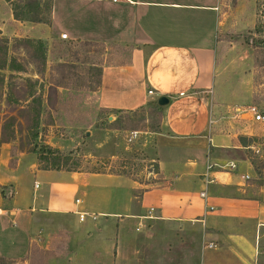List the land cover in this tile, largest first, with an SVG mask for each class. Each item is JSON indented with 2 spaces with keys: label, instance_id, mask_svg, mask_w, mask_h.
<instances>
[{
  "label": "crops",
  "instance_id": "obj_1",
  "mask_svg": "<svg viewBox=\"0 0 264 264\" xmlns=\"http://www.w3.org/2000/svg\"><path fill=\"white\" fill-rule=\"evenodd\" d=\"M78 1L88 7L73 15L69 9L60 13L53 0L50 24L12 19L20 32L14 36L46 40L66 33L72 40L128 49L127 60L101 65L95 98L103 110L120 106L118 110L134 111L151 102L159 106L158 126L136 143L144 152L148 145L154 148L149 161L159 179L152 185L125 175L42 170L35 156L30 165L35 172L67 174L81 187L100 175L125 178L128 190L112 196L113 202L110 193L101 192L93 207L79 198L48 206L33 196L17 210L8 205L17 202L16 171L25 156L13 166L0 156V257L40 264L39 252H45L46 264H142L137 247L143 240L149 258H156L145 264H170L171 246L175 264H249V257L264 264V228H257L264 185L256 196L249 195L254 188L245 182L252 167L244 152L245 142L260 129L236 113L248 105L264 113V75L249 51L252 43L244 47L226 38L233 32L223 26L220 0ZM67 22H75L83 36L71 37L63 28ZM122 73L131 79L129 90L121 87ZM108 74L113 86L101 97ZM145 87L148 96L166 97L171 108L159 105V98L147 100ZM178 125L193 131L178 133ZM208 164L212 182L205 185ZM202 190L206 197L200 196ZM79 212L88 214L80 220ZM93 213L95 220L89 216ZM206 243L215 247H204Z\"/></svg>",
  "mask_w": 264,
  "mask_h": 264
},
{
  "label": "rangeland",
  "instance_id": "obj_2",
  "mask_svg": "<svg viewBox=\"0 0 264 264\" xmlns=\"http://www.w3.org/2000/svg\"><path fill=\"white\" fill-rule=\"evenodd\" d=\"M24 1L0 0V38L8 41L6 57L8 60L12 59L17 67L16 70L0 69V156L8 159L11 166L16 164L21 155L25 156L16 171L17 202L9 203L8 206L18 210L22 206L21 203L28 202L35 196L38 200L40 198L46 200L48 206L74 203L75 198H79L85 204H93L91 205L93 207L101 192L110 193V201L113 202L115 197L112 196L120 194L123 189L128 190L129 182L125 178L109 180L100 175L89 180L87 187H81L79 184H73L67 174L47 176L33 171L30 165L35 162V154L31 153V150L35 148L39 151L45 145L59 149L61 155H64L60 157L62 160L60 165L63 167L90 173L125 171L130 174L129 177L141 183L154 185L159 179L155 164L149 161L154 148L148 145L144 152L136 145L144 139L143 132L156 128L161 117L160 110L151 102L134 111L112 113L98 106L93 91L97 88V66L123 62L128 59L130 51L115 47L111 43L82 47L75 42H69L70 38L62 39L60 35L42 40L43 49H40L36 43L38 39H35L37 36L27 35L22 38L14 36L20 32L17 31L12 19L19 20L14 18L11 8L15 5L17 11L21 13L24 10ZM54 1L60 13L69 9L70 13L75 15V9L82 11L88 7L78 0ZM220 9L224 15L223 26L233 32L228 33L241 34L240 42L244 47L252 43L249 51L260 52L261 44L264 49V42H261L264 41V36L248 34V31H245L253 29L257 23L263 25L264 0H220ZM70 19L74 21L73 18ZM19 22L32 23L27 20ZM63 28L71 37L83 36L75 22H67ZM27 39H31V42ZM43 53L46 57L45 62L40 56ZM263 58H260V72L264 75ZM57 61H67L68 64L56 69ZM128 76L126 73L121 74V87L125 90L133 87ZM111 78L112 74L106 76L101 97L113 86ZM59 80L63 81L66 87L56 86L55 83ZM144 93L147 100L157 101L159 98L157 94L148 96L146 87ZM171 105L173 103L166 105L165 108L169 110ZM121 108L115 106L109 109ZM205 117L207 120V114ZM256 125L260 129L259 135L245 142L248 149L244 151L252 167V176L245 182V185L249 184V187L254 188L249 194L251 196H256L260 187L264 185V123ZM130 130H138L140 134L134 142L128 143L126 135ZM34 131H37L36 136L33 135ZM192 131L188 128L185 130L181 125L177 127L178 133ZM146 247V242L138 241L137 250L142 256L140 257L142 264L156 259L154 256L149 258L150 254L147 255ZM171 247L174 259L170 258V264H175L173 262L177 258L176 248ZM206 251L214 252L213 249ZM39 253L38 261L40 264H46L44 260L49 258L48 253ZM159 260L160 257L157 261ZM248 260L249 264H254L253 259L251 261L249 257Z\"/></svg>",
  "mask_w": 264,
  "mask_h": 264
},
{
  "label": "trees",
  "instance_id": "obj_3",
  "mask_svg": "<svg viewBox=\"0 0 264 264\" xmlns=\"http://www.w3.org/2000/svg\"><path fill=\"white\" fill-rule=\"evenodd\" d=\"M12 2V1H11ZM52 8H53V0H25L24 1V10L20 13L17 11V7L15 5H12V14L14 16L15 19L19 20V21H31V22H35V23H44V24H50L51 20H52ZM246 32L248 31V34H257L258 36H264V22L263 25L260 23H257L253 29H247L245 30ZM252 31V32H251ZM241 35V34H239ZM236 35V34H228L226 35V38H228V40H233V41H241L240 36ZM244 35V34H243ZM29 42H31L29 39H27ZM69 42H75V44L78 45H82V47H87L89 45H95L97 43H92L90 41H84L81 39H75L72 40L70 39ZM262 43L264 41H261ZM38 45V47L40 49L42 47V40H38L36 41ZM7 46H8V41L5 40L3 41L0 38V69L3 68H9L10 70H16L17 67H15V63H13V60L10 59L8 60L6 57V51H7ZM263 44L260 45V52L259 51H253V56H254V60L256 62V64L260 63V58L264 57V49H263ZM259 52V53H258ZM258 53V54H257ZM41 58L43 59V61L45 62V54L43 53L42 55H40ZM264 59V58H263ZM77 61V59H76ZM65 64H68L67 61H62V62H57L56 69H60V67L65 66ZM72 64H74L72 62ZM92 65L94 66L95 63H92ZM97 80H96V90L98 89V87L100 86V82H101V67L100 65L97 66ZM20 70V69H18ZM56 86H65V83L61 80L57 81ZM66 87V86H65ZM93 90V91H96ZM156 107V109L159 110V106L158 105H154ZM38 111V110H37ZM112 113H116L119 114L120 112H122V110H109ZM38 113V112H37ZM158 126V125H157ZM12 132V131H11ZM37 131H34L33 135L36 136ZM2 142H7V141H2ZM31 153L35 154L36 156V160H37V164L38 167L42 170H65V171H77L74 168H66L60 165V163H62V160L60 159L62 153L59 151V149H54L48 145H45L44 147H41V149L39 151H36V149H32ZM52 155H54L55 157H52ZM49 157V159H48ZM52 157V158H50ZM64 165H66L64 163ZM92 173H109V174H115V175H125V176H130V174L128 172L125 171H93ZM8 260L5 258L0 257V264H10V261L8 263H6Z\"/></svg>",
  "mask_w": 264,
  "mask_h": 264
},
{
  "label": "built area",
  "instance_id": "obj_4",
  "mask_svg": "<svg viewBox=\"0 0 264 264\" xmlns=\"http://www.w3.org/2000/svg\"><path fill=\"white\" fill-rule=\"evenodd\" d=\"M110 1L121 2V1H130V0H110ZM60 36L62 39H68L66 33H62ZM148 93H152V91H148ZM236 113L239 116L247 115L251 121H254L256 123H264V113L262 111H260L255 105H248L246 107L240 108L236 111ZM138 135H139L138 130H131V131H129L128 135L126 136V141L128 143H131ZM226 166L229 167L230 169H235L234 163H229ZM211 168H212V165L208 164L206 167V173L203 175V182L205 185L212 182V178L210 177ZM243 178L248 179L249 176L245 175ZM200 196L206 197V191L202 190L200 192ZM76 201L79 202V200H76ZM211 209H212V207H211ZM0 214H3V211L1 208H0ZM87 214H88L87 212H79V219L83 220ZM89 216L93 220L96 219L95 214H90ZM12 217L14 218L15 214H12ZM257 228H258V231L260 230V228H264V212H263V218L257 223ZM258 235H259V232H258ZM204 247L213 248V247H215V245L212 243H206V244H204Z\"/></svg>",
  "mask_w": 264,
  "mask_h": 264
},
{
  "label": "water",
  "instance_id": "obj_5",
  "mask_svg": "<svg viewBox=\"0 0 264 264\" xmlns=\"http://www.w3.org/2000/svg\"><path fill=\"white\" fill-rule=\"evenodd\" d=\"M167 101H168L167 98L163 96V97H160V98H159V100H158V104H159V105H164V104L167 103Z\"/></svg>",
  "mask_w": 264,
  "mask_h": 264
}]
</instances>
